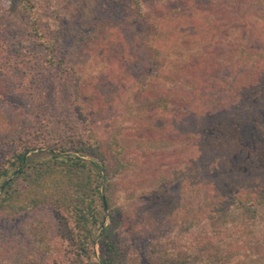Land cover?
<instances>
[{
  "label": "trees",
  "instance_id": "1",
  "mask_svg": "<svg viewBox=\"0 0 264 264\" xmlns=\"http://www.w3.org/2000/svg\"><path fill=\"white\" fill-rule=\"evenodd\" d=\"M185 1L218 8L246 0ZM124 14L148 21L156 32L143 0H0V59L15 58L8 67L7 57L0 64V144H17L0 164V264H229L263 256L264 233L256 226L264 221V185L247 188L235 180L227 184L233 192L222 188L190 216L148 229L144 249L126 254L120 237L125 221L114 195L115 179L130 167L124 141L92 134L78 93L72 104L87 134L65 147L28 139L30 111L4 106L19 94L24 70L73 76L72 46L90 48ZM29 51L37 60H27ZM238 51L246 64L251 54L243 46ZM148 53L156 73L163 58L154 47ZM208 60L204 55L189 71L191 90L159 96L136 91L132 118L187 141V160L197 172L218 178L239 159L257 174L264 165V67L237 75L227 89ZM107 86L106 80L98 84L96 100L109 93ZM36 92L35 102L42 101Z\"/></svg>",
  "mask_w": 264,
  "mask_h": 264
},
{
  "label": "rangeland",
  "instance_id": "2",
  "mask_svg": "<svg viewBox=\"0 0 264 264\" xmlns=\"http://www.w3.org/2000/svg\"><path fill=\"white\" fill-rule=\"evenodd\" d=\"M143 2L157 26L156 32H151L148 21L124 14L90 48L72 46L68 57L74 60L73 76L67 78L40 67L38 71L24 70L22 75L27 79L21 86L18 82L19 94L4 102V106L15 104L20 110L30 111L28 139L65 147L87 134L72 104L78 93V104L91 124L92 134L100 139L114 135L124 141L130 167L115 179L114 195L125 221L120 237L126 254L144 249L148 229L179 216H190L222 188L233 192L227 186L229 181L247 188L255 183L264 185V165H258L255 174L253 168L241 166L239 159L218 178L205 171L197 172L187 160V141L174 140V134H164L146 121L132 118L137 106L133 101L136 91L159 96L191 90L194 82L189 71L202 62L204 55L216 66L221 87L227 89L237 75L258 65L264 67V0L218 8L185 0ZM238 46L251 54L246 64L242 63ZM149 47L159 50L163 58V66L156 73L152 71ZM32 53L26 54L27 60ZM5 57L8 67L15 58L3 55L1 65ZM16 73L10 70L8 74ZM104 80L109 93L96 100V88ZM35 91L42 101L35 102ZM16 146L0 144V164ZM4 226L0 224V232ZM256 231L264 233V221L258 222ZM95 254L99 261L97 245ZM229 264H264V255L238 257Z\"/></svg>",
  "mask_w": 264,
  "mask_h": 264
}]
</instances>
